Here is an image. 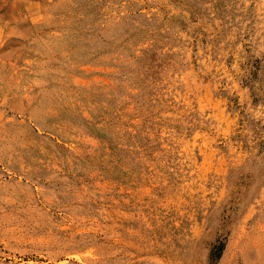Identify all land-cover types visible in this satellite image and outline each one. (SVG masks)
I'll use <instances>...</instances> for the list:
<instances>
[{
    "label": "rangeland",
    "instance_id": "374dc122",
    "mask_svg": "<svg viewBox=\"0 0 264 264\" xmlns=\"http://www.w3.org/2000/svg\"><path fill=\"white\" fill-rule=\"evenodd\" d=\"M0 264H264V0H0Z\"/></svg>",
    "mask_w": 264,
    "mask_h": 264
}]
</instances>
